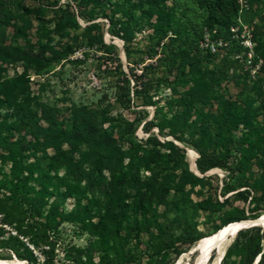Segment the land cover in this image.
I'll return each instance as SVG.
<instances>
[{
  "label": "rangeland",
  "instance_id": "rangeland-1",
  "mask_svg": "<svg viewBox=\"0 0 264 264\" xmlns=\"http://www.w3.org/2000/svg\"><path fill=\"white\" fill-rule=\"evenodd\" d=\"M58 1L57 6L42 7L38 0H23L21 8L15 10L11 7L16 20L11 25H0V169L9 174L16 168V164L10 161L9 149L20 136L18 120L23 119L30 108L36 106L40 112L44 105L56 106L61 111V120H69L79 110L86 109L97 111L106 118L105 127L113 126L115 140L133 155V166L140 169V173L133 176L132 171L126 170L108 193V201L120 204L123 214L112 227L120 228L125 236L146 220L155 231L162 223L166 207L174 203L184 204L181 208L189 224L196 225L204 238L213 235L225 221L235 219L243 211L248 220L263 215L264 2L237 0L240 11L231 28V39L224 36L217 39L222 44L218 46L219 54L229 52L237 61L236 69L231 72L230 79L216 89L210 105L193 117L199 119L208 112L216 117L223 113L226 105L233 112L247 107L254 110L255 119L251 125H241L234 135L239 141L244 140L252 150L244 180L249 187L261 183L256 195L262 197L255 207L256 204H250L255 195L251 187L238 186L232 192H224L231 175L222 168L206 174L209 182L201 193H198L199 189L190 191L187 188L190 200L176 191V173L164 164H153L151 169L160 175L161 180H168L170 189L165 201L153 198L146 189L150 171L143 164L151 152V139L172 143L182 149L191 170L190 152L198 154L194 157L196 161L199 158L192 144L180 142L167 129L162 132L160 128L162 118L174 116L170 111L172 99L181 96L191 85L186 80L181 83L176 77L185 69L178 55L195 47L203 27L205 13L196 8L195 1L145 0L141 5L140 0H85L86 5L82 9L77 5L82 0ZM63 4L70 5L74 19L66 21L68 12ZM205 47L200 41V48ZM20 49L28 55L22 57ZM126 78L132 93L130 102L124 105L120 102L118 87L124 85ZM151 122L155 126L147 131ZM21 135L32 139L26 132ZM63 148L68 149L67 145ZM165 150L162 149L163 152ZM35 153L27 154L24 177L30 180L36 193L45 195L46 200L52 202L58 192L56 183H45L40 179L38 170L42 165L35 158ZM48 154L52 156L53 149ZM237 157V152H234L230 163ZM125 163L128 164V160ZM50 164L51 161L43 164L49 181L65 176L64 171H57ZM92 166V163H87L85 168L89 171ZM88 182L87 178L81 183L67 178L65 187L61 189L70 194L59 209V214L68 220L62 227L67 237L65 243L71 241L79 248L88 245L89 233L82 229L85 216H92L93 221L98 222L106 215L105 196L88 189ZM246 189L252 193L249 200L236 197ZM4 217L0 212V227L6 232L5 238L20 236L14 225L2 223ZM27 222H24L25 226ZM140 237V252H144L141 260L143 264H150L158 257H153L150 250L147 253L148 235L143 233ZM21 239L28 242L26 237L21 236ZM130 241L136 244L134 236ZM197 244L177 247L162 257L163 263L198 264L200 253L195 250ZM29 247L43 260L39 249L32 245ZM214 248L215 245L210 248L211 261L217 254L215 248L212 258ZM0 252L13 255L8 251ZM56 253L58 260H63V249L59 248ZM14 260L19 259L7 260L3 256L0 259L8 262L5 264Z\"/></svg>",
  "mask_w": 264,
  "mask_h": 264
},
{
  "label": "trees",
  "instance_id": "trees-1",
  "mask_svg": "<svg viewBox=\"0 0 264 264\" xmlns=\"http://www.w3.org/2000/svg\"><path fill=\"white\" fill-rule=\"evenodd\" d=\"M22 1H0V25H11L16 20L11 7L15 10L21 8ZM84 1L78 2L80 9L86 5ZM144 1L140 0L141 5ZM194 1L196 8L205 13L203 27L195 47L178 55L185 69L176 77L181 83L186 80L191 85L181 96L172 99L173 107L170 111L174 116L162 118L160 128L162 132L167 129L176 140L190 143L195 147L199 153L196 161L199 174L189 168L182 149L172 143H161L156 138L151 139V152L143 167L150 171L146 189L159 201H165L170 188L167 178L161 180L160 175L151 169L153 164H164L171 168L176 173L178 181L176 191L187 196L189 200L191 194L186 189L190 188V191L199 189L198 193H201L209 182L206 174L215 168L226 169L231 175L230 182L224 188L225 193L236 190L238 186L249 187L244 179L252 150H249L250 146L244 140L239 141L234 132L241 125H251L255 119L254 110L247 107L233 112L231 107L226 105L223 113L216 117L208 112L199 116V119H193L195 114L200 115L201 111L210 105L216 89L230 79L237 63L229 52L220 55L213 53L209 47L200 48V41H204L206 31L211 34V41H216L221 36L231 39V28L239 15L240 8L237 0ZM254 1L264 2V0H248L250 3ZM38 2L42 7L59 5L58 0H38ZM70 9V5H65V10L68 12L66 21L74 19ZM17 24L18 22L15 26L19 29ZM25 41L30 45L28 40ZM18 51L22 57L28 55L27 52H21V49ZM118 89L121 94L120 102L127 105L132 93L129 80L126 78L124 85ZM60 112L52 105L42 106L40 112L35 106L17 122L20 136L16 144L9 149L10 161L16 164V168L9 174H5L0 169V212L5 215L2 223L14 225L20 236L10 235L5 238L6 232L0 227V251L13 254L3 255L0 252V259L2 256L7 260L15 257L29 264H143L141 256L144 252H140V236L145 233L150 240L147 253L150 250L153 257L156 255L158 257L150 264H164L162 261L164 255L175 251L179 246L193 245L204 238L196 225L189 224L185 211L181 208L183 203L168 205L162 215V223L155 231L151 230L149 220L141 223L137 226L138 229L127 236L120 228L112 227L119 222L123 214L120 211V204L115 205L108 201L110 188L117 179L125 175L126 170L132 171L133 176L139 174L140 169L133 166V155L125 151L115 140L113 126L105 127L107 120L102 114L83 109L72 115L69 120H61ZM154 126V122L148 124L147 131ZM23 132L32 139L28 140L26 136H22ZM65 145L68 149L63 148ZM50 149L54 151L52 156L48 154ZM162 149L167 150L163 152ZM31 151L36 152L34 156L42 165L38 170L40 179L45 183H56L54 185L58 192L52 202L47 201L45 195L36 193L30 180L24 177L26 160L29 158L27 154ZM234 152H237L238 157L230 163ZM37 153L42 155L38 156ZM126 160L128 164L125 163ZM47 161H51L50 165L53 169L64 171L65 176L49 181L46 172L43 171V164ZM87 163L93 164L89 171L85 168ZM67 178H71L75 183H81L87 178L88 189L99 192L106 199L104 204L106 215L99 218L98 222H94L92 216H85L86 221L82 229L89 233L88 245L85 248H79L71 241L65 243L67 237L62 227L68 220L66 216L59 214V209L70 195L61 190L65 187L64 182ZM260 184L257 182L250 186L255 191L250 204H256L255 207H258L262 197L256 195ZM251 196L249 189L236 194V197L244 201L249 200ZM26 220L28 224L25 226ZM244 220H248V216L243 211L235 219L225 221L213 233L235 223L234 221ZM21 236L28 238V242H24ZM133 236L136 244L130 241ZM29 245L39 249L44 257L43 260L35 255ZM59 248L63 249V260L57 258L56 251ZM214 252L215 248L212 251V258ZM258 258L257 264H264V230L262 227H252L239 231L221 264H255Z\"/></svg>",
  "mask_w": 264,
  "mask_h": 264
},
{
  "label": "bare ground",
  "instance_id": "bare-ground-1",
  "mask_svg": "<svg viewBox=\"0 0 264 264\" xmlns=\"http://www.w3.org/2000/svg\"><path fill=\"white\" fill-rule=\"evenodd\" d=\"M190 153H191L190 156L192 158L190 162L191 168L193 171L198 172V170L196 169V159L194 158L196 153L193 151H191ZM250 224H255L264 228V214L254 220H247V221L244 220L241 222L231 223L227 226H224L213 235L199 240L195 248V250L200 253V260L198 264H221L226 254L227 247L239 233V232L237 233V231L241 227ZM212 245H215V248H217V254L213 259V261H211V250H210ZM5 263L8 262L0 261V264H5ZM9 264H27V263L24 261L14 260L12 262H9Z\"/></svg>",
  "mask_w": 264,
  "mask_h": 264
},
{
  "label": "built area",
  "instance_id": "built-area-1",
  "mask_svg": "<svg viewBox=\"0 0 264 264\" xmlns=\"http://www.w3.org/2000/svg\"><path fill=\"white\" fill-rule=\"evenodd\" d=\"M210 38H211V34L208 31H206L204 34V41L202 42V44H204L206 47H209L213 53L216 54L219 53L218 46L219 45L221 46L222 44L218 43L217 40L211 41Z\"/></svg>",
  "mask_w": 264,
  "mask_h": 264
},
{
  "label": "water",
  "instance_id": "water-1",
  "mask_svg": "<svg viewBox=\"0 0 264 264\" xmlns=\"http://www.w3.org/2000/svg\"><path fill=\"white\" fill-rule=\"evenodd\" d=\"M196 169H197V168H196ZM252 227H260V226L255 225V224H250V225H247V226H243V227H241V228L237 231V233H238L239 231H241V230L248 229V228H252ZM263 229H264V228H263ZM258 261H259V258L257 259V261H256L255 264H257Z\"/></svg>",
  "mask_w": 264,
  "mask_h": 264
}]
</instances>
